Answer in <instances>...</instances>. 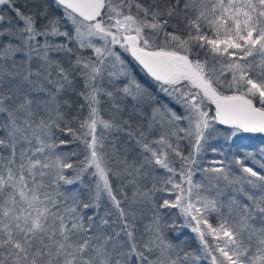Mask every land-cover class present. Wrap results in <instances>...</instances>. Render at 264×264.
<instances>
[{
	"label": "snow or ice",
	"instance_id": "1",
	"mask_svg": "<svg viewBox=\"0 0 264 264\" xmlns=\"http://www.w3.org/2000/svg\"><path fill=\"white\" fill-rule=\"evenodd\" d=\"M0 264H264V0H0Z\"/></svg>",
	"mask_w": 264,
	"mask_h": 264
}]
</instances>
